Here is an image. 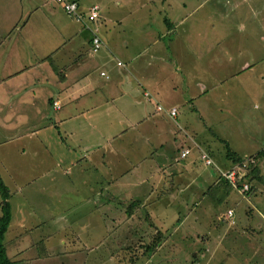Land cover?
<instances>
[{
  "label": "crops",
  "instance_id": "crops-1",
  "mask_svg": "<svg viewBox=\"0 0 264 264\" xmlns=\"http://www.w3.org/2000/svg\"><path fill=\"white\" fill-rule=\"evenodd\" d=\"M76 1L82 11L98 6L92 30L50 0H0V178L11 212L7 255L20 264H107L120 243L141 235L148 241L159 231L160 245L140 263L189 264L193 251L181 252L185 263L175 256L179 252L163 251L172 231L176 239H201L200 211L218 215L224 204L238 222L236 212L249 205L234 207L235 194L250 204L256 192L264 195V138L228 144L239 155L263 154L254 192L243 196L232 189L220 207L214 203L221 192L208 195L219 178L198 161L201 150L224 161L220 140L231 139L216 126L247 131L263 123L249 108L251 98L264 99L261 90L241 91L236 84L255 68L264 78V0ZM222 20L228 22L230 51L220 47ZM93 31L105 44L96 52ZM223 61L230 68L226 76L204 77L205 68ZM171 107L177 108L175 117L168 114ZM186 147L190 154L181 158ZM4 201L0 192V207ZM172 210L175 220L168 219ZM194 214L195 233L188 228ZM224 227L233 240L223 235L219 242L229 254L239 247L252 251L243 231ZM34 231L38 248L30 255L24 241Z\"/></svg>",
  "mask_w": 264,
  "mask_h": 264
},
{
  "label": "rangeland",
  "instance_id": "rangeland-1",
  "mask_svg": "<svg viewBox=\"0 0 264 264\" xmlns=\"http://www.w3.org/2000/svg\"><path fill=\"white\" fill-rule=\"evenodd\" d=\"M73 18V17H72ZM224 21V25H222V30L220 32V37H221V42H220V47H222L223 49L230 51L229 48V37L225 36V28H227L228 31V22L227 20H222ZM225 62H220V66H214V67H209V68H205L204 71V77L205 76H216L217 73L219 72L220 74V78L222 79L224 76L227 75L228 71H229V67L225 66L222 67L221 65H223ZM232 67V66H231ZM236 68L232 67V71H234ZM264 70V68H262V71ZM215 79V78H214ZM213 81V80H212ZM211 82V81H210ZM239 83H241L242 85V89L241 91H251V92H255L258 91L259 89L261 90V92L264 95V78H260L259 72L256 70L253 71L252 73H243L242 75V80L238 81V83L236 85H238ZM209 85V84H208ZM228 84H226L227 86ZM235 87V86H234ZM250 104H249V108L252 110L250 114H254L256 113V118H262L264 117V110H263V106H264V99H260L259 97H253L249 100ZM244 115H240V118L243 119ZM244 122V121H243ZM242 122V124H243ZM215 129L220 132L222 134V136L228 137L230 140V143L228 142L229 145H235L237 144L238 146L240 145H246L247 142L253 143L255 144L257 140H259L260 138H264V119H263V123H260L258 126L255 125V123H252L250 125V128H248L247 131H230V132H225L221 129L220 126H216ZM214 130V128H213ZM214 130V131H216ZM189 148V147H188ZM231 148V147H230ZM232 149V148H231ZM202 151V150H201ZM200 151V152H201ZM206 152V151H205ZM256 153H252V154H246V155H242V157H244L243 160L249 158L250 156H252L255 159V164H257V156H255ZM211 156V155H210ZM211 158L215 161V170H213L217 176L219 177V170H226L227 168L233 166L235 163H233L231 160H229L228 158H226L225 155H222V158L224 159L223 162H218L216 161L212 156ZM198 161L204 165L205 167L208 166L207 168L211 167L209 165H206L203 163L202 160L199 159L198 157ZM226 161L229 163L227 164ZM210 169V168H209ZM247 180L248 182H250L253 186V188H255V185L253 184V179L250 176V174L247 176ZM263 188V187H261ZM234 189V188H232ZM235 191L239 192L238 190L234 189ZM255 190V189H254ZM253 191H251L250 193H241L243 196L245 195H250L252 194ZM235 194V192L233 193ZM210 195V194H208ZM234 199V201H237L236 203H232V205L236 208H242L243 206L247 207V205H249V210H243V211H238L236 212L238 217H240L239 221H235L234 217H228L227 216V211L225 210L227 208L226 205H224L222 203V201H218L217 204L222 205V208H220V212L217 215V212H212V210H207L206 212L204 211H200L197 216L199 217V215L202 216L203 220V231L204 233H200V235L202 234V238L198 239L195 236H190V234H188L190 237H187V239H181L183 237H180V239H176L175 236V231H172L171 234V238L166 242V246L164 247L163 251L168 252L169 250H171L172 252H179L180 254H175V256L178 258H180L181 260L179 262L185 263L184 258H185V254L181 255V252L188 254H191V252L193 251L192 257L194 258V260L189 259V261H191L189 264H264V195L262 192H256L255 195H253V197L251 198V202L252 204L248 203L245 198L241 197V196H237ZM209 202L210 199L207 196ZM257 201H262L261 205L257 204ZM220 203V204H219ZM212 205V204H211ZM213 206V205H212ZM218 207V206H217ZM226 211L225 214H223L224 212L222 211ZM198 212V211H197ZM31 213V212H30ZM246 214V215H245ZM168 215L171 220H175L178 218V213L175 210H172L170 212H168ZM217 215V216H214ZM234 215V213H233ZM194 216H196L195 214L192 216V218L190 219V221H192L191 223H189V225H191L190 228L191 230H193V232L195 233L198 227V220L199 219H194ZM214 216V217H213ZM29 218H32V220L36 219V216H34L33 214L31 216H29ZM221 218V219H220ZM194 219V220H193ZM247 221L250 225L244 227L247 224ZM256 221H260L262 223L263 226L259 225L258 222ZM169 222V221H168ZM197 222V223H194ZM228 227L229 225H231V228L228 227V230L230 229L231 231H233L234 229L237 232H242L243 231V235L247 236L250 240L247 243L248 249L252 251H249V253L247 251H245L244 249H242L241 247L239 252L241 251L242 253L239 255H236L238 253V249L237 251H234L232 253H228L227 251V245L222 244L219 242L220 238H223L225 235L226 237H230L228 239V241L232 242L233 237L232 235L230 236V234H232L231 232L226 233L225 230V226ZM243 226V227H241ZM174 229V228H173ZM172 229V230H173ZM32 233V239L31 240H27L25 237V241L24 244L27 248V250L30 252V255H36V250L38 248V244H37V239L39 238V236L37 235V232H31ZM161 233V232H160ZM158 234V232H157ZM157 234L155 235V238L151 239V240H146L143 238V236L141 235L140 239L137 242H126L128 245V247L124 244H121L118 246V249L116 250L115 255H113L112 259H104L107 261V264H130L132 263V259L131 256H135L136 254L133 253V251L137 252V259L135 261L134 264H141L140 262L142 261V257L144 255H146L153 247L155 239L157 237ZM199 234V233H198ZM218 240V241H217ZM110 245V244H108ZM254 245V246H253ZM123 247V248H122ZM131 248L132 250H127V248ZM151 248L150 250H145L147 248ZM174 253H170L171 256H174ZM233 254V255H232ZM252 254V255H251ZM97 255H100V252L97 253ZM181 255V256H180ZM228 256L229 260H228ZM234 256V257H232ZM259 257L262 260L256 258ZM175 258V259H177ZM174 259V258H173ZM22 260H27L26 258H23ZM108 260L109 263H108ZM17 261H21L20 259H17ZM100 261V260H99ZM177 261V260H173ZM197 261V262H196Z\"/></svg>",
  "mask_w": 264,
  "mask_h": 264
},
{
  "label": "built area",
  "instance_id": "built-area-1",
  "mask_svg": "<svg viewBox=\"0 0 264 264\" xmlns=\"http://www.w3.org/2000/svg\"><path fill=\"white\" fill-rule=\"evenodd\" d=\"M55 3H58L61 8L65 11L67 15L73 17L77 21L84 24L87 28L92 30V24L97 21L99 18V8L97 5H92L88 8L87 11H82L79 7V4L76 0H50ZM103 40L100 38L98 34L93 31V36L91 39V50L93 52L98 51L102 46H104ZM118 65L123 66V63L118 60ZM102 75H106L105 72H101ZM146 96H149L148 92H145ZM55 108L59 107L57 101L53 102ZM158 109L164 110L161 105L157 106ZM168 114L171 117H175L177 114V108L171 107L168 110ZM190 154V148H182L179 151V156L181 158H185ZM199 159L203 161L204 164L212 166L214 165V160L211 156L205 152L201 151L199 155ZM244 159V158H243ZM241 162L235 163L233 166L227 168L226 170H219V177L226 179L233 188L238 190L241 193H247L251 190V183L247 180V172L252 164H255V159L250 156L249 158L243 160ZM227 216H232V210L227 211Z\"/></svg>",
  "mask_w": 264,
  "mask_h": 264
},
{
  "label": "trees",
  "instance_id": "trees-1",
  "mask_svg": "<svg viewBox=\"0 0 264 264\" xmlns=\"http://www.w3.org/2000/svg\"><path fill=\"white\" fill-rule=\"evenodd\" d=\"M220 141L224 144L226 158L231 160L233 163H237V162H241L242 161V159L244 158V157H242V155H239L234 150H232L226 141H224V140H220ZM263 152L259 151L258 153L255 154V156L260 157V156H262ZM211 168L213 170H215V164L212 165ZM257 172H258L257 164H252L250 166V168L248 169V172H247L246 176H248L250 174L252 179H258ZM218 178H219L218 179L219 180V184H217V185L215 184L216 186H210L208 194L211 195L212 192L220 191L221 192L220 201H223L230 194V192L232 191L233 187L231 186V184L226 179L221 178V177H218ZM252 187L253 186H251V190L248 191L247 194L252 191ZM0 192H1V195H2L3 199H5V201L1 204V207H0L1 208L0 209V213H1L0 214V264H20V261H16V260L10 259L8 257V255H7V252H6L4 238H5V232L7 230V227L9 225V223H10V220H11V212H10L9 205L6 202V199L8 198L9 194L6 191V186L3 184L1 178H0ZM243 194H245V193H243ZM215 204H217V202H215L214 205ZM232 215H233V211H232ZM161 240H162L161 239V233L158 231V234H157V237L155 239V242H154V245H153L152 249L149 247V248H147L145 250H150L151 249V251H152V250L156 249L160 245ZM127 250L131 251L132 249L131 248H127ZM133 253L136 254V255L135 256H131V259L133 261L130 264H134L136 259H137V257H138L136 251L135 252L133 251ZM44 254L47 255V252H45Z\"/></svg>",
  "mask_w": 264,
  "mask_h": 264
}]
</instances>
